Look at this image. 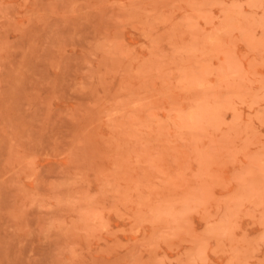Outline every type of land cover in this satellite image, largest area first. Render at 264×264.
<instances>
[{"label": "rangeland", "instance_id": "rangeland-1", "mask_svg": "<svg viewBox=\"0 0 264 264\" xmlns=\"http://www.w3.org/2000/svg\"><path fill=\"white\" fill-rule=\"evenodd\" d=\"M0 264H264V0H0Z\"/></svg>", "mask_w": 264, "mask_h": 264}]
</instances>
